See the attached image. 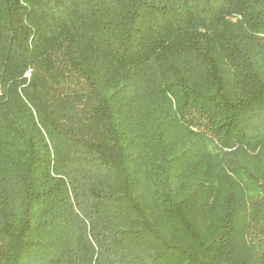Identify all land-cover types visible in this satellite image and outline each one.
I'll return each instance as SVG.
<instances>
[{"label": "trees", "instance_id": "trees-1", "mask_svg": "<svg viewBox=\"0 0 264 264\" xmlns=\"http://www.w3.org/2000/svg\"><path fill=\"white\" fill-rule=\"evenodd\" d=\"M0 264H264V0H0Z\"/></svg>", "mask_w": 264, "mask_h": 264}]
</instances>
